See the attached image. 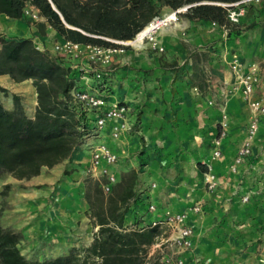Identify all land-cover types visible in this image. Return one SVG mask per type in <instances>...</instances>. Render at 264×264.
I'll return each mask as SVG.
<instances>
[{
	"label": "trees",
	"instance_id": "obj_1",
	"mask_svg": "<svg viewBox=\"0 0 264 264\" xmlns=\"http://www.w3.org/2000/svg\"><path fill=\"white\" fill-rule=\"evenodd\" d=\"M238 1L0 0V14L26 19L24 10L32 6L43 19L36 25L39 31L48 25L61 41L114 48L117 45L113 41L132 40L163 8L175 11L188 6L178 15L234 27L228 19V9ZM73 66L70 58L38 49L31 38L0 37V75H7L16 83L31 80L36 95L32 116L24 113L18 97L13 96L11 110L0 100V177L7 173L16 180H29L43 168L51 169L71 159L89 133L98 136L95 118L100 111L88 107L74 94L91 87L89 92L95 90L108 100L113 92L111 71L99 69L100 78L85 73L91 79L86 84L79 79L83 71ZM0 91L6 90L0 86ZM135 117L128 134L139 126ZM197 167L202 173L208 171L205 164L197 163ZM103 183L93 182L85 192L86 214L96 230L92 242L82 251L74 248L53 258L27 259L19 248V233L1 223L0 208V264H161L157 256H146L161 229L143 225L150 202L138 197L137 170L123 173L109 193H104ZM9 187L4 186L3 196Z\"/></svg>",
	"mask_w": 264,
	"mask_h": 264
},
{
	"label": "rangeland",
	"instance_id": "obj_2",
	"mask_svg": "<svg viewBox=\"0 0 264 264\" xmlns=\"http://www.w3.org/2000/svg\"><path fill=\"white\" fill-rule=\"evenodd\" d=\"M173 12L174 10L163 8L158 17L164 18ZM245 15L244 10L239 22L233 24L235 26L230 28L221 27L210 22L192 20H189L191 26L188 28L186 18L177 15L176 20H172L166 26H163L156 34L155 40L163 48L161 51L153 48V44L149 40H144L139 48L130 43L121 46L113 41L117 47H122L123 51L112 54V60L106 67L100 66L99 63L89 64L87 52H84L82 59H70H72L74 66L79 65L82 61L85 65L89 64L97 69L108 70L111 65H114V61H117L116 65H119L123 58L129 57L137 65L133 67V70L138 76L140 74L150 76V73L154 70L153 68L157 67L158 64L173 61L175 57L178 59V65L175 68V80L177 75L181 74L185 78L184 85L186 89L194 97L193 101L220 109L222 118V114L227 115V112L224 105L220 104L221 97L224 98L238 92L234 82L229 84L223 82L227 75L226 72H231L234 75L236 71H242L250 64H255L258 67L261 81L264 82V33L260 35L257 32L253 36L251 43L254 40V47L248 50L245 48V51L244 48L241 49L242 40L254 31L252 27H248L249 24L242 20ZM26 20L28 25L35 28L36 32L31 38L35 46L40 50L56 54L54 47L61 42L57 34L53 30H47V27L42 32L37 29V23L43 21L40 16L37 20L26 16ZM208 25L222 30L220 38L214 42L200 43L195 46L194 50L180 49L178 52H174L170 48L167 49L166 45L158 40L161 31L169 27H175L183 33V39H189L186 36L187 30L196 36L199 27L206 28ZM197 26L199 27L197 28ZM4 37L13 38L12 35L6 34V32ZM256 37H260L261 40L258 41ZM183 39H179V42H183L181 43L182 46L185 45ZM141 60L144 63L140 62ZM145 63L149 65V68L140 66ZM119 67L123 69L124 65L122 64ZM119 72L121 73L122 70ZM173 74L171 72V75ZM79 79L80 82H85V79ZM175 80H172L170 85L172 98H167V102H175L178 99L175 97L177 93L174 88ZM146 81L147 79L144 78L143 84L146 85ZM4 85L7 87L4 88L6 91H0V100L3 105H6L9 99L13 102V96H16L24 113L32 116L36 105V95L32 81L26 80L20 83L8 81V83L4 82ZM155 90H157V87H155ZM148 91L150 92V89ZM149 96L147 99L142 98L141 101H138L137 107H131L130 109L131 111L134 110L138 120L149 108ZM262 102L264 104V96ZM155 111H157V108ZM220 121L215 125L216 132L212 137L211 145L201 146L203 152L211 148L209 154L211 161L221 158V156L216 159L212 158L215 138H218L222 131ZM226 123L225 134H227L229 127L228 116ZM170 125L172 129H169L168 125L162 124L161 129L150 131V135L146 133L144 126H138L134 130L136 132L132 134V139L136 141L137 146H134L133 143V147L129 149L122 148V153H126V155L118 156L115 164L107 166L109 172L116 177V181L123 173L131 169L137 170L136 192L140 200L152 201L156 204L154 199L159 200L156 191L161 188L162 196H167L169 193H172V197L183 195L188 201L192 200L194 202L197 200L198 193L204 191L213 193L219 186L218 184L214 190L208 189L205 173L201 174L196 169L198 162L193 159L194 146L190 145L187 137L188 132L184 131V127L180 122L172 121ZM102 139L108 147H112L111 141L114 140L110 137V128L99 131L97 137H95L94 132H91L84 138L80 148L85 152L87 158L91 156L90 153L94 143ZM192 141L193 138H191ZM83 163H79V165H83L81 168L75 167L71 170H68L71 166L65 167L63 165L48 169L45 173L48 182L39 185L16 181L7 173L1 175L0 208L3 209L1 223L7 228L12 227V230L19 233L21 237L19 248L27 259L44 260L53 258L60 254H66L74 248L82 251L92 242L96 228L92 226L86 214L88 204L85 200V192L91 183L106 181V176L100 175L99 171L95 174L90 172L88 160ZM207 164L205 165L207 166ZM209 165L212 167V162ZM74 171H77L78 174ZM194 171H196L195 175ZM67 172H70V174H65ZM6 184L10 187L6 191V195L3 196L2 192ZM241 201L242 203L247 202L243 199ZM132 221L130 220L129 223H132ZM163 231L164 229H161V232ZM205 244L208 243H200V247L203 248ZM212 246H220V244L218 242L214 245L211 244L208 250L213 248ZM259 254L260 256H258ZM255 256L257 257L252 259L248 257L250 262L246 264H264V253L261 249L256 251Z\"/></svg>",
	"mask_w": 264,
	"mask_h": 264
},
{
	"label": "crops",
	"instance_id": "obj_3",
	"mask_svg": "<svg viewBox=\"0 0 264 264\" xmlns=\"http://www.w3.org/2000/svg\"><path fill=\"white\" fill-rule=\"evenodd\" d=\"M244 10L246 15L242 20L249 24L248 27L254 29L242 40L241 49L244 48L245 51V48L248 50L254 47V40L253 43H251V40L257 32L260 35L264 33L263 3L253 2L247 4ZM186 20L188 22L186 26L189 28L191 26L190 21L187 18ZM46 27L47 30H52L50 26L47 25ZM0 32H3L0 37H4L6 32V34L12 35L13 38L25 39L32 38L36 31L33 26L27 24L24 17L12 19L0 14ZM197 33L198 35L194 36L187 30L186 36L189 39H183L184 36L180 30L169 27L161 31L158 40L166 45L167 49L170 48L174 52H178L180 49L194 50L195 46L200 43L214 42L220 38L222 30L208 25L206 28L199 27ZM256 38L258 41L261 40L260 37ZM179 39H183L185 45L182 46L181 43L183 42H179ZM140 62H143V60ZM116 63L117 61H114V65L109 68L111 71L110 87L113 90L109 100L123 102L131 109V107H137L138 101H141L142 98L147 99L150 95L149 108L138 120L139 127L144 126L146 133L150 135V131L161 129L162 124L168 125L170 129L172 121L180 122L184 127V131L188 132L187 137L190 145L194 146L193 159L202 164L212 162V169L219 184L213 193L200 192L197 194V200L192 202V200L185 199L183 195L172 197V193H169L167 196H162V189L158 188L156 192L160 201L154 199L156 205L159 206V213L167 208L175 212L187 213L186 224L193 231V249L186 254L189 264H196L197 262L201 264H246L250 262L248 257L250 259L257 257L255 256L256 251L261 249L264 253V115L260 117L258 132L253 140L252 154L245 159L244 163L239 165L237 172L233 173L230 171V165L244 141L249 121L248 107L243 101L239 90L235 94L220 99V104L224 105L227 112L229 127L227 134L221 139V158L211 161L209 155L211 148L203 152L201 146L211 145L212 137L216 132L215 125L221 119V111L218 108L208 107L205 103L202 105L195 103L193 101L194 97L184 85L185 78L181 74L177 75L175 80V68L178 65V59L174 57L173 61L158 64L157 67L153 68L154 70L150 73V76L142 74L138 76L133 70V67L137 65L129 57L123 58L119 65H116ZM122 64L124 67L120 69L119 66ZM140 66L149 68L147 63ZM171 72L174 74L171 75ZM226 73L223 82L227 84L234 82L235 84L237 74ZM144 78L147 79L146 85L143 84ZM172 80H175L174 88L177 90L175 97L178 99L175 102H167V98H172L170 87ZM8 81L14 82L7 75H0L1 87L7 88L4 82L8 83ZM155 87H157V90H155ZM263 96L264 82L261 81L255 91V97L262 102ZM12 103L9 99L7 104L3 106L11 110L13 108ZM156 108L157 111H155ZM131 113V118L135 121L134 110ZM110 124L108 123L105 129L110 128ZM181 127L179 128L181 129ZM133 133L126 134L119 142L111 141L112 147L110 148L117 156L126 155V153H122V148L129 149L133 147V143L134 146H137L136 141L132 139ZM191 138H193L192 142ZM89 159L85 152L79 148L71 159L65 160L53 168L62 165L65 167L71 166L68 170L75 167L81 168L83 165H79V163L84 164L83 162L86 160L90 163ZM196 169L203 174L198 167ZM46 170L48 168H43L39 175L29 180L13 179L19 182L25 181V184H44L48 182L45 178ZM74 173L78 174L77 171H74ZM193 173L195 175L196 171ZM244 196H248L246 203L241 201ZM194 205L201 207L200 213L194 214L190 210ZM11 229L13 228L11 227ZM217 242L220 246H212L213 248L208 250L211 244L214 245ZM200 243L208 244L203 245V248H201Z\"/></svg>",
	"mask_w": 264,
	"mask_h": 264
},
{
	"label": "built area",
	"instance_id": "obj_4",
	"mask_svg": "<svg viewBox=\"0 0 264 264\" xmlns=\"http://www.w3.org/2000/svg\"><path fill=\"white\" fill-rule=\"evenodd\" d=\"M253 2H262L264 8V0H240L231 4L228 9V19L230 23H238L240 17L244 14V7ZM187 8L188 6H185L175 10L172 13L175 17L173 20H176L177 15L185 12ZM24 13L26 16L35 20L39 19L37 9L32 6L27 7L24 10ZM166 18L167 17H155L147 24L152 26V30L149 32V37L145 38V40L151 41L153 48L160 51L163 48L158 44L155 38L157 32L163 26H166L172 21L171 20L165 23ZM114 42L121 46L129 43L123 41ZM54 50L60 57L74 59H82L84 52H87L86 55L89 64L91 63L92 65L99 63L102 67H106L110 64L112 54L123 51L122 47L103 48L92 45L76 44L69 41L59 42L54 47ZM89 64L85 65L81 61L79 65L73 66V68H79L83 71L80 78L85 79L86 84L89 83V79L85 73L91 72L95 74L97 78L101 77V71L95 66H91ZM236 74L237 80L235 85L240 91L241 97L248 107L249 121L244 141L237 150L233 162L230 165V171L233 173L237 172L239 165L244 163L245 159L252 154L253 140L258 132L260 117L264 115V104L255 97V91L261 84V77L257 65L250 64L246 69L236 71ZM90 88L91 87H88V91L76 92L74 97L85 103L88 107L100 111L95 118L97 133L103 130L108 123H111V139L114 141L120 140L134 127V120L131 118L132 114L130 108L126 104H121L119 101H110L109 99L105 100L101 98L95 90L89 92ZM226 121L227 115L223 113L220 121L222 131L219 137L215 138V147L212 151V158L214 159L221 156L220 144L221 139L226 135ZM90 154V163L88 165L89 171L93 174L99 171L100 175L106 176V182L102 184V189L104 193H109L112 185L116 183V177L109 172L107 166L115 164L118 156L110 147H108L103 139L94 143ZM207 169L208 171L205 173L206 185L209 190H214L218 185V181L212 167L209 164H207ZM242 199L243 201H247L248 196H244ZM190 210L194 214H198L201 212V207L199 205H194ZM145 219L146 221L143 225L164 229V231L161 232L155 241L147 248V258L157 256L161 264H189L186 254L193 249V231L191 227L186 224L187 213L175 212L169 208L164 209L163 212L159 213V206L150 202ZM196 264L201 263L197 262Z\"/></svg>",
	"mask_w": 264,
	"mask_h": 264
},
{
	"label": "bare ground",
	"instance_id": "obj_5",
	"mask_svg": "<svg viewBox=\"0 0 264 264\" xmlns=\"http://www.w3.org/2000/svg\"><path fill=\"white\" fill-rule=\"evenodd\" d=\"M167 18L165 19V23L168 21L173 20L175 17L173 14H170L168 16H166ZM154 25V24H152ZM152 30V26L150 25H146L135 37L134 40L132 41H128L130 44H132L134 47H141L143 41L145 40V38L149 37V32Z\"/></svg>",
	"mask_w": 264,
	"mask_h": 264
}]
</instances>
